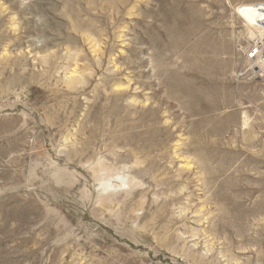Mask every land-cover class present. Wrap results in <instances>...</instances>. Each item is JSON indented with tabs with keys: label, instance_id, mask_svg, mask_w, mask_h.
I'll return each instance as SVG.
<instances>
[{
	"label": "rangeland",
	"instance_id": "obj_1",
	"mask_svg": "<svg viewBox=\"0 0 264 264\" xmlns=\"http://www.w3.org/2000/svg\"><path fill=\"white\" fill-rule=\"evenodd\" d=\"M257 4L0 0V264H264Z\"/></svg>",
	"mask_w": 264,
	"mask_h": 264
},
{
	"label": "bare ground",
	"instance_id": "obj_2",
	"mask_svg": "<svg viewBox=\"0 0 264 264\" xmlns=\"http://www.w3.org/2000/svg\"><path fill=\"white\" fill-rule=\"evenodd\" d=\"M127 2V1H126ZM178 6V5H177ZM163 9V8H162ZM239 12V14H238ZM236 13L239 17L243 18L245 21V25L249 31V34L251 38L253 39L254 36L257 34L264 35V4H257V5H245L240 6L238 9H236ZM240 18V19H241ZM154 45V44H153ZM158 49V48H157ZM151 60V59H150ZM120 64V63H119ZM116 69V68H115ZM120 70V69H119ZM153 70V69H152ZM117 73V72H116ZM141 75V74H140ZM136 76V75H135ZM229 103V102H228ZM237 105V104H236ZM245 108V107H244ZM235 112V111H234ZM236 117V116H235ZM246 117V116H245ZM242 118V117H241ZM247 122V121H246ZM243 123V122H241ZM252 123V122H251ZM235 124V123H234ZM247 125V124H246ZM251 126V125H250ZM245 127V126H244ZM234 128V127H233ZM244 131V130H243ZM242 131V132H243ZM250 131V130H249ZM212 132V131H211ZM181 134V133H180ZM214 134V133H213ZM236 134V133H235ZM234 134V135H235ZM171 135V134H170ZM181 136V135H180ZM239 136V135H238ZM245 136V135H244ZM252 136V135H251ZM260 136V135H259ZM212 139V138H211ZM253 139V138H252ZM225 141V140H224ZM251 141V140H250ZM182 142V141H181ZM210 142V141H209ZM241 142V141H240ZM247 142V141H245ZM178 143V142H177ZM243 143V142H242ZM178 145V144H177ZM221 145V144H220ZM244 145V144H243ZM248 145V144H247ZM246 145V146H247ZM213 146V145H212ZM223 147V146H222ZM236 147V146H235ZM178 148V147H177ZM192 148V147H191ZM178 150V149H176ZM178 152V151H177ZM225 153V152H224ZM255 154V153H254ZM239 156V155H238ZM179 157V156H178ZM239 159V158H238ZM224 160V159H223ZM244 161V160H243ZM198 162V161H197ZM236 162V161H235ZM242 162V161H241ZM200 164V162H198ZM197 163V164H198ZM238 163V162H237ZM245 163V162H244ZM198 164V165H199ZM203 164V163H201ZM210 164V163H209ZM262 164V163H261ZM209 166V165H208ZM228 166V165H227ZM241 166V165H240ZM199 167V166H197ZM232 167V166H231ZM234 167V166H233ZM247 167V166H246ZM196 168V167H195ZM204 169V168H203ZM207 169V168H206ZM192 171V170H191ZM244 171V170H243ZM214 172V171H213ZM205 173V170H204ZM242 173V172H241ZM257 173V171H256ZM227 174V173H226ZM198 175V174H197ZM205 176V175H204ZM197 178V177H196ZM237 180V179H235ZM114 182V181H113ZM208 183V182H207ZM102 185H105L104 183H101ZM107 184V183H106ZM209 186V185H208ZM213 186V185H212ZM182 189V188H181ZM210 189V188H209ZM207 188V191L209 190ZM188 190V189H187ZM206 190V189H205ZM186 191V190H185ZM207 191H205L207 193ZM204 193V194H206ZM208 195V194H207ZM212 195V194H211ZM208 198V196H206ZM199 200V199H198ZM201 201V200H200ZM208 201V200H207ZM199 202V201H198ZM209 202V201H208ZM203 207V204L202 206ZM188 209V208H187ZM204 209V208H203ZM193 213V212H192ZM196 213V212H195ZM199 213V212H198ZM201 213V212H200ZM186 214V213H185ZM200 215V214H199ZM217 215V214H216ZM218 216V215H217ZM216 216V217H217ZM247 216V215H246ZM207 217V216H206ZM200 218V216H199ZM219 218V217H218ZM215 219V218H214ZM211 220V219H210ZM227 223V222H226ZM228 226V225H227ZM210 227V226H209ZM207 228V227H206ZM196 229V228H195ZM202 229V228H200ZM234 229V228H233ZM192 231V230H191ZM205 232V231H204ZM192 233V232H191ZM226 233V232H225ZM234 233V232H233ZM236 233V232H235ZM191 235V234H190ZM216 235V234H215ZM223 235V234H222ZM225 235V234H224ZM226 236V235H225ZM240 236V235H239ZM217 237V236H216ZM192 238V237H191ZM221 239V238H220ZM219 239V240H220ZM207 240V239H206ZM198 242V241H197ZM225 243V242H224ZM223 243V244H224ZM195 245V244H194ZM205 246V245H204ZM228 251V250H227ZM213 253V252H212ZM228 254V253H227ZM222 256V255H221ZM229 258V257H228ZM229 264V263H228Z\"/></svg>",
	"mask_w": 264,
	"mask_h": 264
},
{
	"label": "built area",
	"instance_id": "obj_3",
	"mask_svg": "<svg viewBox=\"0 0 264 264\" xmlns=\"http://www.w3.org/2000/svg\"><path fill=\"white\" fill-rule=\"evenodd\" d=\"M244 58L247 63L254 65V69L257 70L256 74H260L264 79V35L257 34L251 39L244 51Z\"/></svg>",
	"mask_w": 264,
	"mask_h": 264
}]
</instances>
